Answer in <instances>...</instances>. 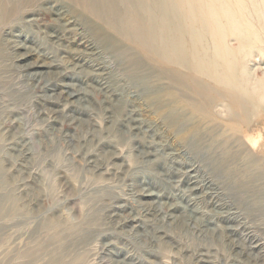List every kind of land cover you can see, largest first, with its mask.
I'll return each instance as SVG.
<instances>
[{
  "label": "rangeland",
  "instance_id": "374dc122",
  "mask_svg": "<svg viewBox=\"0 0 264 264\" xmlns=\"http://www.w3.org/2000/svg\"><path fill=\"white\" fill-rule=\"evenodd\" d=\"M0 2V264H264V93L236 123L251 178L84 2ZM225 43L263 83L264 43ZM208 112L227 126L224 102Z\"/></svg>",
  "mask_w": 264,
  "mask_h": 264
},
{
  "label": "bare ground",
  "instance_id": "6f19581e",
  "mask_svg": "<svg viewBox=\"0 0 264 264\" xmlns=\"http://www.w3.org/2000/svg\"><path fill=\"white\" fill-rule=\"evenodd\" d=\"M79 1L84 2L93 13L92 16L101 19L104 26L107 25V28L136 44L145 57L161 64V67L151 65L144 55L142 60L135 59L142 68L141 77L149 83L154 82L159 98L163 99L165 105L168 103L172 106L174 121L184 122L188 118H196L201 125H211L202 134L217 136L220 155L227 157L228 162L244 161L245 174L251 178L259 175L254 159L238 142L236 123L239 118L246 120L250 116L254 94L264 93V82H253L254 79L249 78L242 68L238 71L236 62L230 61L235 58V52L226 45L225 40L232 36L241 41L243 48L258 44L256 47L261 50L259 45L264 43V18L260 13L264 11V0H257V5L250 0ZM250 8L254 9L251 15L254 22L249 21L247 24L244 21L247 16L250 18ZM102 30H98V36L104 41H111L106 30ZM214 40H218V45H214ZM247 51L249 53L250 50ZM158 83H161L160 86ZM216 101L224 102L228 127L218 124L215 122L217 120L213 121V116L208 112ZM233 150H243L246 160L233 157ZM225 165L222 164V167ZM253 166L256 167L254 170L251 169Z\"/></svg>",
  "mask_w": 264,
  "mask_h": 264
}]
</instances>
